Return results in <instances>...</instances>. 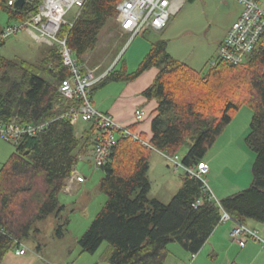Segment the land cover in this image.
Returning <instances> with one entry per match:
<instances>
[{"label":"trees","instance_id":"trees-1","mask_svg":"<svg viewBox=\"0 0 264 264\" xmlns=\"http://www.w3.org/2000/svg\"><path fill=\"white\" fill-rule=\"evenodd\" d=\"M119 1L87 0L72 27H62L61 34H67V45L81 63L97 46L102 28L116 18ZM38 4L34 0L15 8L0 0V9L9 20L23 21ZM166 46V39L152 42L135 71L113 66L89 91L91 99L108 83L131 81L150 66L158 68L141 92L157 102L149 146L116 133L110 160L99 167L105 202L78 239L82 250L90 253L107 242L108 264H165L170 243L196 254L219 224L222 209L244 224L247 219L264 222V35L241 64L217 59L204 74L173 59ZM69 76L54 45H47L37 63L0 54V123H48L36 135L24 134L11 143L15 150L0 167V263L8 251L23 245L36 221L60 214L64 205L59 194L66 178L77 171L80 155L93 150L98 139L93 121L82 122L89 125L78 132V122L71 123L67 115L79 102L59 91L61 80ZM242 105L252 111L244 138L254 153L246 188L217 201L203 191L200 179L183 173L181 186L169 202L148 196L151 151L181 153L182 163L194 166L204 160ZM139 135L145 139L143 133ZM197 199L202 204L194 207Z\"/></svg>","mask_w":264,"mask_h":264},{"label":"rangeland","instance_id":"rangeland-1","mask_svg":"<svg viewBox=\"0 0 264 264\" xmlns=\"http://www.w3.org/2000/svg\"><path fill=\"white\" fill-rule=\"evenodd\" d=\"M239 8L240 4L236 0H181L178 10L170 15L165 28L158 33L151 30L146 34H139L133 39L119 29L116 17L102 28L97 46L87 52L83 60L88 67L95 68L96 72H101L110 65L116 69L123 65L127 72H133L139 67L149 49L146 41L153 36L156 40L166 39V52L173 58L190 64L204 74L210 70V63L217 56L218 42L225 37L224 34ZM73 12L71 9L70 16L66 19L72 20ZM15 22L9 20L6 13L0 9V31ZM47 45L42 41H34L23 30L8 37L0 45V54L5 58H20L37 63L45 54ZM112 50L115 54L120 50V53L110 64L106 61L109 60L106 55ZM46 77L52 80V77ZM115 84L112 82L105 91L117 92L119 88L112 87ZM251 116L250 107L242 105L232 114L231 122L223 129L214 145L207 150L204 158L211 168L205 178L211 187L215 188L212 179L216 180L214 181L220 190L230 192L240 191L250 184L248 180L252 176L250 168L254 153L246 145L244 138L249 130ZM147 120L149 117L144 114L141 123ZM83 124L85 125L78 122L75 125L76 130L81 131ZM144 137L147 139V136ZM14 150L13 144L0 138V167ZM177 154L180 156L181 153ZM154 156L151 152L149 170L146 172L150 183L148 196L167 203L179 189V179L184 171L175 169L165 161L166 159L160 157L161 159L157 160ZM75 168L87 178L82 188L71 193L63 189L59 194V202L64 205L63 210L58 216L50 214L36 221L33 225L34 231H31L28 238L23 239V245L40 252L47 264H108L105 256L107 242H103L93 253L83 251L78 244L79 237L105 202L106 196L99 189L100 179L104 174L100 168L94 167L90 148L80 155ZM215 175L219 177L214 178ZM213 197L216 200L221 199L215 195ZM193 259L195 258H192L190 253L185 262L170 255L165 264H191ZM198 260H202V264H212L202 254L198 255Z\"/></svg>","mask_w":264,"mask_h":264},{"label":"built area","instance_id":"built-area-1","mask_svg":"<svg viewBox=\"0 0 264 264\" xmlns=\"http://www.w3.org/2000/svg\"><path fill=\"white\" fill-rule=\"evenodd\" d=\"M16 0H8V5H15ZM34 0H23L33 2ZM87 0H38L36 12L30 13L29 18L16 21L7 25L0 31V44L8 37L26 31L34 41H42L49 46H56L61 56L62 63L70 70V76L61 80L59 91L70 99L78 98V104L71 106L67 112L71 123L93 121L98 131V139L92 150V160L95 168H99L110 160L113 146L117 141V134L129 136L133 140L148 145V140L142 138L138 131L128 130L127 126L115 121L105 112L97 110L90 99L91 86L106 73L97 74L95 68H90L86 63H81L67 45V34H61L62 27L71 28L74 20L81 13ZM241 7L238 18L231 23L225 37L219 44L216 58L210 63L215 64L217 59L226 60L232 64H241L246 56L252 52L259 40L264 35V5L258 0H236ZM180 6L179 0H121L116 6L119 29L130 36V39L147 30L161 31L165 28L171 14L176 12ZM74 12L71 19L70 10ZM112 68V66H110ZM110 69V68H109ZM144 117L142 109H136L134 120L141 121ZM46 122L34 125H21L15 121L8 124L0 123V138L6 142L17 143L22 135H36L45 126ZM166 161L175 169H181L190 177H196L202 182V189L208 196L215 199L207 184L205 175L209 167L202 160L194 166H186L181 157L176 154L161 152ZM85 176L78 171H72L66 178L63 189L71 193L75 185L82 183ZM216 200V199H215ZM218 201V200H217ZM202 204L201 199L192 204L197 207ZM230 222L229 237L239 247L244 246L248 239L257 240L264 247V240L257 231L249 228L244 223L238 222L222 209L219 222ZM26 250L24 245L16 248V253L23 254ZM196 255L192 254V258Z\"/></svg>","mask_w":264,"mask_h":264},{"label":"crops","instance_id":"crops-1","mask_svg":"<svg viewBox=\"0 0 264 264\" xmlns=\"http://www.w3.org/2000/svg\"><path fill=\"white\" fill-rule=\"evenodd\" d=\"M259 2L260 4L264 3V1H259ZM240 11H241V7L237 9V12L235 13L236 15L234 16V19L232 22H234L238 18ZM151 30H147L143 34L151 32ZM152 32L158 33L153 30ZM226 32L224 36L226 35ZM223 38L218 42V46L222 42ZM154 41H156V38H154L153 36L150 37L149 40L146 41L149 48H150L151 43ZM120 50H118L116 54L112 50L110 54L106 55L108 56L107 58L109 59V60L106 59V61H109L111 64L113 60H115L118 57ZM187 65L190 66V64L188 63ZM110 66L107 67L106 70L100 73H103L109 70V68H111ZM157 72H158L157 68L150 67V68H147L145 71H143L134 80L116 81V82L113 81L116 84L115 86H112V87L119 88L118 91L117 92L114 91V93L105 91V89H108L109 85H111L112 82L106 84L104 87L99 89L91 98L93 106L101 112L110 114L114 118V120L119 122L120 124L124 126H132L134 130L138 131V133H143V135L147 136V139H149L151 137V126H150L151 120L156 115L155 109L157 107L156 106L157 102L154 99L145 98L141 94V92L152 83ZM136 109H142L144 114L149 117V120H147L144 123H141V121L136 123V121L134 120V112ZM88 125H89V122L86 123L85 125L83 124L82 128L88 127ZM90 152H92V150H90ZM151 152L154 153L155 155L154 157L157 160L158 158L159 159L162 158L165 160V158L163 157L160 151L153 150ZM204 161L207 162L209 170H210L211 167L209 165V162L205 158H204ZM148 170H149V167H148ZM182 175L180 176V179H179L180 186L182 183ZM218 177H219L218 175L214 176V178H218ZM86 179L87 178L85 176V180L82 183L76 184L74 191L79 190L78 188H82L84 182H86ZM212 180H213L212 184L215 188L211 187L210 184L208 183L207 184L210 187L212 193L217 198H223L225 196H228L230 195L231 192L236 193L235 191L230 192V190L228 191L220 190L219 189L220 187L215 182L216 180L215 179H212ZM248 182H251L250 178ZM245 225L251 229L256 230L258 235L262 239H264V222H259L253 219H247L245 221ZM230 228H231V223L229 221L226 223L221 222L217 224L213 232L210 234L208 239L205 241V243L201 247L200 251L195 254L196 255L194 257L195 259L191 261V264H202V260H198V255L200 256L201 254L205 257V259L209 260L212 264H231V263L264 264V247L262 246V244L258 242L257 240L248 239L247 242L244 244V246L239 247V245L229 237ZM167 248L169 250L168 257L170 255L172 256L174 255V257L178 258L182 262H185L187 258L189 257V253L185 251L178 243H170L168 244ZM218 259H221L219 263L217 262ZM46 262L47 261L43 257H41L40 252H37L36 249L30 250L26 247V250L23 254L16 253V248L8 251L3 257L0 264H47Z\"/></svg>","mask_w":264,"mask_h":264},{"label":"water","instance_id":"water-1","mask_svg":"<svg viewBox=\"0 0 264 264\" xmlns=\"http://www.w3.org/2000/svg\"><path fill=\"white\" fill-rule=\"evenodd\" d=\"M22 3H23V0H16L14 7L18 8V7H20L22 5Z\"/></svg>","mask_w":264,"mask_h":264},{"label":"bare ground","instance_id":"bare-ground-1","mask_svg":"<svg viewBox=\"0 0 264 264\" xmlns=\"http://www.w3.org/2000/svg\"><path fill=\"white\" fill-rule=\"evenodd\" d=\"M179 1H181V0H179ZM74 21H75V20H74ZM8 25H9V24H8ZM230 26H231V25H230ZM229 28H230V27H229ZM229 28H228V29H229ZM158 32H159V31H158ZM219 223H221V222H219Z\"/></svg>","mask_w":264,"mask_h":264}]
</instances>
